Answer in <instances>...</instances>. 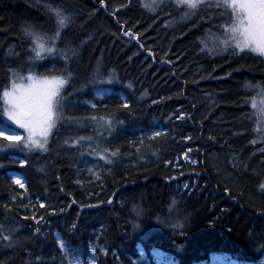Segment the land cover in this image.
I'll return each instance as SVG.
<instances>
[{"label": "trees", "instance_id": "16d2710c", "mask_svg": "<svg viewBox=\"0 0 264 264\" xmlns=\"http://www.w3.org/2000/svg\"><path fill=\"white\" fill-rule=\"evenodd\" d=\"M153 2L0 0V85L10 69L20 76L29 67L36 76L72 72L61 88L72 119L57 123L48 151L0 149V224L15 227L11 240L0 232V264L64 263L56 233L84 257L96 243L97 264H153L154 249L178 264H199L215 253L244 264L264 259V141L254 130L256 108L244 102L258 92L245 81L264 86V56L213 55L201 42L210 35L204 20L165 23L147 10ZM50 5L74 10L57 40V49L67 44L77 53L67 62L58 52L29 60L35 53L22 29L30 24L50 35ZM128 29L137 35H124ZM98 88L111 94L98 97ZM103 115L113 119L110 130L90 119ZM160 126L159 135L141 134ZM69 137H101L105 147L119 149L102 178L78 174L82 146L65 145ZM9 171L23 175L26 190ZM184 217L182 228H173Z\"/></svg>", "mask_w": 264, "mask_h": 264}, {"label": "snow or ice", "instance_id": "6c2138e0", "mask_svg": "<svg viewBox=\"0 0 264 264\" xmlns=\"http://www.w3.org/2000/svg\"><path fill=\"white\" fill-rule=\"evenodd\" d=\"M98 2L100 5H105V0H98ZM169 5L176 9L181 19L195 16L200 20L205 18L211 20L213 15L220 17L223 22L216 25L218 31L214 36L216 41L214 47H218L221 51L242 53L247 50L264 56V0H164L163 6ZM146 7L152 12L157 11V7L152 5H146ZM47 10L53 15L54 19L50 35L38 31L30 24L22 29L23 33L31 38L32 43H29L28 47L35 53L34 56L29 57V60L43 59L41 53L55 55L58 52L67 62L77 53L67 44L64 49H57V40L60 39L62 30L71 26L74 22V10L59 5H50ZM160 11L163 12V7L160 8ZM165 23H167V20ZM124 35L135 36L137 33H133L131 29H128ZM198 39L200 38L198 37ZM201 42L209 53L215 54L213 48L208 47V44L203 40ZM62 71L65 72V75L37 77L31 67L27 69L23 76H20L15 69L9 70V80L4 85H0V114H2L0 115V137H3L0 140V149L27 146L28 149L38 148L45 152L48 151V138L53 128L60 121L72 119L65 114L66 100L61 93L62 86L67 83L66 77H71L72 72L67 71V69ZM111 78V73L104 77V79L109 80ZM244 87L258 90L257 95L261 98L259 105L257 104V95L244 98V102L246 104L251 103L252 107L257 109L256 115L259 117L255 126L257 138L264 141V86L260 82L251 84L245 81ZM97 94L102 95L100 92ZM89 103L91 102L89 101ZM128 103L125 100L124 106L127 107ZM180 115L183 116L184 113L181 112ZM249 118L251 119V117ZM90 119L97 122L98 128L110 130L113 126L111 115L91 116ZM14 125H18L20 129L24 130V133L22 134ZM156 135H159V133L152 132V136ZM87 139L90 140L91 138ZM185 139H188V137H185ZM84 140L85 138L82 137H69L63 143L65 145H82ZM251 142L256 143V139ZM137 147L139 146L137 145ZM89 149L92 155L101 157L105 161L112 160L119 152L118 148L102 147L99 143L96 144L95 148L91 143H88L85 151ZM18 162L24 165L28 163V160L19 159ZM89 171H92V169H89ZM11 180L20 188L25 187L20 175L13 174ZM259 187L264 189V182H261ZM224 191L227 192L228 189L225 188ZM12 199L14 200L16 197L13 196ZM97 203L102 202L97 201ZM175 203L176 201L173 199L169 209H172ZM40 204L43 206L44 201L41 200ZM5 207L10 208L11 206L5 204ZM133 209L138 216L141 214L142 210L138 206L134 205ZM52 211H55V209H52ZM32 219L35 220L37 217L33 216ZM157 219L160 218L157 217ZM186 219V217L176 219L172 225L173 228L181 229L183 226L182 220L186 222ZM39 230V228L35 229L36 232H39ZM5 231L9 235L4 239L11 240L15 227L8 226L6 228L4 224H0V232ZM58 244L62 250H65L67 255V249L70 245L60 239H58ZM72 251L78 253L80 250L72 249ZM90 251L95 253L96 248L93 247ZM101 251H106V249L101 248ZM67 264H82V262L79 256L73 255L67 259ZM87 264H95V260L89 259Z\"/></svg>", "mask_w": 264, "mask_h": 264}, {"label": "rangeland", "instance_id": "374dc122", "mask_svg": "<svg viewBox=\"0 0 264 264\" xmlns=\"http://www.w3.org/2000/svg\"><path fill=\"white\" fill-rule=\"evenodd\" d=\"M163 3H164V0H154V2L152 3V6L157 7V11L156 12H152L148 7H147V10H149L153 14H159L160 16L164 17L165 21L167 20V22H171V24L174 21L182 22V21H186V20H189V19L196 18L194 16V17H191V18L181 19L180 16H179V14H178V12L176 11V9L174 7H172L171 5H169V6H163ZM161 7H163V12L160 11V8ZM204 21L207 23V26L209 27L208 30H209V34H210L208 36V38H207V42L206 43L208 44V47L213 48L215 54H221V55H223V54L230 53L233 56L234 55L239 56L241 54V53H233L231 51H221L218 47H214V45L216 44V41L214 40V36L217 33V31H218V29L216 28V25L223 22L220 17H218L216 15H213V17H212L211 20H208L207 18H205ZM256 54H258V53H256ZM258 55H260V54H258ZM43 64H45V63H43ZM42 76H47V75H42ZM37 77H39V76H37ZM24 82L26 83L27 81L25 80ZM98 92L102 93V95H98L97 94ZM94 94L96 96H98V97L99 96H101V97L109 96L111 94V90L110 89H107V88H98V89H96L94 91ZM120 97H121V99L123 101L126 100V96L124 94L121 93L120 94ZM260 102H261V98L258 96V98H257V104L259 105ZM85 104H87L89 106H94V103H92V102L89 103V101L88 102H85ZM256 111H257V109H256ZM258 119H259V117H258ZM14 127L17 128L22 134L24 133V130L23 129H20L18 125H14ZM254 130H256V129L254 128ZM164 131L165 130L160 126L159 128H152L151 130L144 131L141 134H144V135L145 134L146 135L148 134V135H150V134H152V132L162 133ZM51 133L49 135L48 142H49V139L51 137ZM256 135H257V133H256ZM0 138L3 139V137H0ZM104 140L105 139H103L101 137H99V138L93 137L90 140H85L83 142V144L81 145L82 146V150H81L82 152L80 151V153H82V161H80L81 163H79V165H78L79 166L78 174L80 176L81 175H84L85 177L91 178L92 180H98V179L102 178L101 177L102 173L105 170H108L109 169L108 161L103 160L101 157H97L95 155H92L90 149L87 150V151H85V149H87L88 143H91L92 146H93V148L96 147V144L97 143H99L102 147H105V141ZM257 141H259L260 143H263V141H261L260 139H258ZM35 149H38V148H35ZM89 169H92V171H89ZM109 172L111 174L112 171L110 170ZM13 174L20 175V177L22 179V182L25 185V187L22 188V189L23 190L24 189L26 190L27 189V184H26V181H25L23 175L20 174V173L14 172V171H9L7 173V176L11 178ZM17 186H19V185H17ZM55 236H56L57 242H58V239L63 240L62 239V236L59 233H56ZM58 247H59V244H58ZM93 247L96 248V249L98 248V246L96 245V243L95 244H91L90 247H89V251H88V254H87L86 257H84L80 253H73L71 247H69L67 249V255H66L65 254V250H62L59 247L61 253L65 256V262L64 263H61V264H67V259L69 257L73 256V255L79 256L80 259H81L82 264H87V261L89 259H94L95 260V264H97L98 256H97L96 251H95V253H93V252L90 251V249L93 248ZM140 249H142V248H140ZM138 250H139V248H138ZM141 254H140L141 255V258L144 259V261H146L148 259V257L146 256V254L144 253L143 250H141ZM151 258L154 261L153 264H178L177 261L173 259V256H171V255L163 252L160 249H154L152 251V253H151ZM135 261H137V260H135ZM199 264H240V263H238V261L235 260V259H230L229 260L228 258L224 257L223 255H219V254L215 255V254H213L209 258L208 261H204V262H201Z\"/></svg>", "mask_w": 264, "mask_h": 264}, {"label": "bare ground", "instance_id": "6f19581e", "mask_svg": "<svg viewBox=\"0 0 264 264\" xmlns=\"http://www.w3.org/2000/svg\"><path fill=\"white\" fill-rule=\"evenodd\" d=\"M255 135V134H254ZM18 173V172H17ZM164 252V251H163ZM166 253V252H165ZM175 259V258H174Z\"/></svg>", "mask_w": 264, "mask_h": 264}]
</instances>
